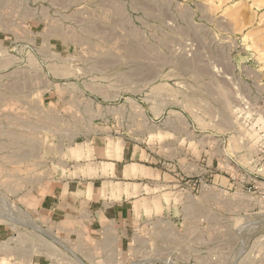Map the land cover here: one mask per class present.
<instances>
[{
  "label": "rangeland",
  "instance_id": "374dc122",
  "mask_svg": "<svg viewBox=\"0 0 264 264\" xmlns=\"http://www.w3.org/2000/svg\"><path fill=\"white\" fill-rule=\"evenodd\" d=\"M124 142L161 172L147 218L40 212ZM0 230V264H264V0H0Z\"/></svg>",
  "mask_w": 264,
  "mask_h": 264
},
{
  "label": "crops",
  "instance_id": "0c3cea01",
  "mask_svg": "<svg viewBox=\"0 0 264 264\" xmlns=\"http://www.w3.org/2000/svg\"><path fill=\"white\" fill-rule=\"evenodd\" d=\"M96 156L94 152L91 159L69 161L54 191L40 202V212L56 224L83 220L103 229L110 224L109 229L123 234L147 218L155 199H162L150 194L161 186V172L149 162L154 157L148 150L126 142L118 152L104 148ZM94 159L98 167L89 163Z\"/></svg>",
  "mask_w": 264,
  "mask_h": 264
},
{
  "label": "bare ground",
  "instance_id": "6f19581e",
  "mask_svg": "<svg viewBox=\"0 0 264 264\" xmlns=\"http://www.w3.org/2000/svg\"><path fill=\"white\" fill-rule=\"evenodd\" d=\"M68 1H69V0H68ZM73 1H74V0H73ZM112 5H113V4H112ZM109 8H110V7H109ZM115 9H117V8H115ZM142 9H143V8H142ZM106 10H107V9H106ZM111 10H112V9H111ZM149 10H150V9H149ZM111 12H112V11H111ZM116 13H117V12H116ZM115 17H116V16H115ZM119 21H120V20H119ZM121 22H122V21H121ZM121 22H119V23H121ZM121 24H122V23H121ZM121 24H120V25H121ZM137 37H138V36H137ZM133 43H134V42H133ZM138 43H139V42H138ZM131 46H132V45H131ZM137 46H139V44H138ZM133 47H136V45H133ZM133 47H132V48H133ZM132 48H131V50H132ZM138 48H139V47H138ZM148 48H149V47H148ZM136 49H137V48H136ZM136 49H133V50L130 51V52H134V53H135L134 55H136V53H140V50H141V53H142V51L144 52V50H145L144 48H143L144 50H142V47H141V49L139 48V50H136ZM144 53H145V52H144ZM138 55H139V54H138ZM144 55H145V54H144ZM144 55H143V56H144ZM139 56H141V55H139ZM139 56H138V57H139ZM135 57H136V56H135ZM181 61H182V60H181ZM187 65H188V64H187ZM190 68H191V67H190ZM34 157H35V155H34ZM19 158H20V157H19ZM24 158H25V157H24ZM7 218H8V217H7Z\"/></svg>",
  "mask_w": 264,
  "mask_h": 264
}]
</instances>
